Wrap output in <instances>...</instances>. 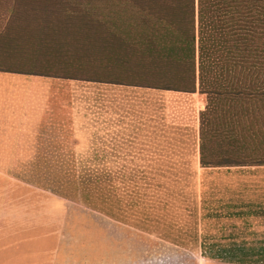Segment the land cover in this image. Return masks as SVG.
I'll list each match as a JSON object with an SVG mask.
<instances>
[{
  "label": "trees",
  "instance_id": "obj_1",
  "mask_svg": "<svg viewBox=\"0 0 264 264\" xmlns=\"http://www.w3.org/2000/svg\"><path fill=\"white\" fill-rule=\"evenodd\" d=\"M5 1L0 73L205 97L197 134L162 125L152 138L169 158L198 155L199 176L182 164L63 167L71 186L55 192L204 259L264 264V242L209 244L223 213L251 206L221 171L264 167V0Z\"/></svg>",
  "mask_w": 264,
  "mask_h": 264
},
{
  "label": "rangeland",
  "instance_id": "obj_2",
  "mask_svg": "<svg viewBox=\"0 0 264 264\" xmlns=\"http://www.w3.org/2000/svg\"><path fill=\"white\" fill-rule=\"evenodd\" d=\"M0 91L16 94L0 96V264H229L115 222L78 193L55 192L71 186L63 167L182 164L199 176L198 155L169 158L152 138L162 125L197 134L203 95L3 73ZM217 180L251 206L223 213L209 244L264 242V167L221 171Z\"/></svg>",
  "mask_w": 264,
  "mask_h": 264
},
{
  "label": "crops",
  "instance_id": "obj_3",
  "mask_svg": "<svg viewBox=\"0 0 264 264\" xmlns=\"http://www.w3.org/2000/svg\"><path fill=\"white\" fill-rule=\"evenodd\" d=\"M60 80V79H58ZM66 81H70V80H66ZM76 82H79V81H76ZM82 83H86V82H82ZM91 84H96V83H91ZM97 85H102V86H110V85H106V84H97ZM137 89V88H136ZM140 90V89H138ZM16 94L15 93H12V92H3V91H0V96L3 97V98H12L14 97ZM14 102V101H13ZM13 102H10V106H11V110H12V106H13ZM22 109V108H21ZM13 116V115H12Z\"/></svg>",
  "mask_w": 264,
  "mask_h": 264
}]
</instances>
